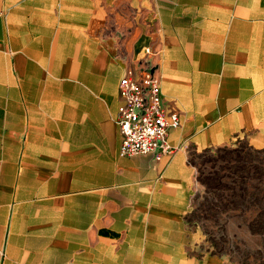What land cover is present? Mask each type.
I'll list each match as a JSON object with an SVG mask.
<instances>
[{"label": "crops", "instance_id": "crops-1", "mask_svg": "<svg viewBox=\"0 0 264 264\" xmlns=\"http://www.w3.org/2000/svg\"><path fill=\"white\" fill-rule=\"evenodd\" d=\"M145 62L181 117L159 162L119 156ZM238 141L264 149V0H0V264H223L191 160Z\"/></svg>", "mask_w": 264, "mask_h": 264}, {"label": "rangeland", "instance_id": "rangeland-1", "mask_svg": "<svg viewBox=\"0 0 264 264\" xmlns=\"http://www.w3.org/2000/svg\"><path fill=\"white\" fill-rule=\"evenodd\" d=\"M196 193L189 222L223 264H264V149L245 141L193 153Z\"/></svg>", "mask_w": 264, "mask_h": 264}, {"label": "built area", "instance_id": "built-area-1", "mask_svg": "<svg viewBox=\"0 0 264 264\" xmlns=\"http://www.w3.org/2000/svg\"><path fill=\"white\" fill-rule=\"evenodd\" d=\"M154 52L145 49L146 56ZM117 125L121 135L119 156H152L159 162L173 155L175 148L169 144L171 130L181 127V117L167 109L156 69L145 62L138 71L128 69L121 79Z\"/></svg>", "mask_w": 264, "mask_h": 264}, {"label": "trees", "instance_id": "trees-1", "mask_svg": "<svg viewBox=\"0 0 264 264\" xmlns=\"http://www.w3.org/2000/svg\"><path fill=\"white\" fill-rule=\"evenodd\" d=\"M193 158V157H192ZM191 163L195 166L194 162H193V159L191 160Z\"/></svg>", "mask_w": 264, "mask_h": 264}]
</instances>
